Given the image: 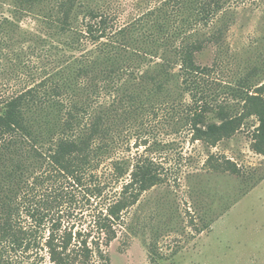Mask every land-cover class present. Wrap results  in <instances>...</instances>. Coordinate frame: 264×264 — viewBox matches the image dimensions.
I'll list each match as a JSON object with an SVG mask.
<instances>
[{
	"label": "trees",
	"instance_id": "obj_1",
	"mask_svg": "<svg viewBox=\"0 0 264 264\" xmlns=\"http://www.w3.org/2000/svg\"><path fill=\"white\" fill-rule=\"evenodd\" d=\"M243 1L147 0L122 23L114 0H0V264H110L123 215L163 182L146 139L130 144L162 112L211 147L253 117L264 156V81L239 79L237 114L213 77ZM207 45L211 67L195 60Z\"/></svg>",
	"mask_w": 264,
	"mask_h": 264
},
{
	"label": "rangeland",
	"instance_id": "obj_2",
	"mask_svg": "<svg viewBox=\"0 0 264 264\" xmlns=\"http://www.w3.org/2000/svg\"><path fill=\"white\" fill-rule=\"evenodd\" d=\"M114 1L123 23L145 10L147 0ZM234 9L221 68L213 77L233 86L219 98L239 114L246 94L237 88L239 79L254 76L251 85L264 81V0H244ZM216 54L217 48L207 45L196 54V63L211 67ZM1 80L0 75V90ZM165 115L146 122L141 135L130 139L131 156L135 147L145 150L146 139V157L157 164L163 182L123 215L116 238L104 247L109 263L150 264L152 251L158 264H264V156L251 147L256 119L246 118L237 133L211 147L193 141L184 128L168 125ZM206 121L217 122L212 113ZM121 156L130 155L124 151ZM225 162L239 174L213 169L222 163L228 167ZM78 220L88 229L91 218ZM42 264H49L46 256Z\"/></svg>",
	"mask_w": 264,
	"mask_h": 264
}]
</instances>
